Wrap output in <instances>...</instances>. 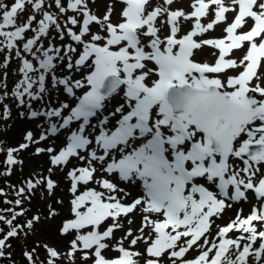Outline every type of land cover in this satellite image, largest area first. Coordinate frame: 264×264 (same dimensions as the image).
I'll return each instance as SVG.
<instances>
[{"label":"snow or ice","instance_id":"obj_1","mask_svg":"<svg viewBox=\"0 0 264 264\" xmlns=\"http://www.w3.org/2000/svg\"><path fill=\"white\" fill-rule=\"evenodd\" d=\"M177 2L106 0L98 15L97 0H0V119L16 110L40 128L0 147V175L33 146L51 165L4 201L16 207L0 209V259L42 220L18 222L25 199L40 191L53 199L45 218L60 215L55 169L70 193V264H264V0ZM221 24L223 38H204ZM205 48L213 62L197 59ZM240 202L249 215L216 225Z\"/></svg>","mask_w":264,"mask_h":264},{"label":"rangeland","instance_id":"obj_2","mask_svg":"<svg viewBox=\"0 0 264 264\" xmlns=\"http://www.w3.org/2000/svg\"><path fill=\"white\" fill-rule=\"evenodd\" d=\"M159 0H154V3H158ZM191 0H178L176 7L183 8L185 11H190ZM122 7V5L120 6ZM120 7L116 8V14L113 16L115 21L118 18V13ZM106 8V0H97V3L93 5V10L97 12L98 15H103ZM232 14H229V22L232 20ZM209 18L203 20L204 23H207ZM249 23H251L249 21ZM226 25L221 24L217 26L214 31L205 34L204 38H223L226 34L223 31V28ZM187 29V25L185 26ZM247 30V29H245ZM214 49L205 48L198 56L197 59L201 61L213 62L214 56L212 55ZM243 55L242 51H235V58H239ZM15 79L10 76V80ZM54 98L58 94H52ZM118 99V98H117ZM27 131H32L34 136L38 139L40 128L31 120L26 117H21L17 114L16 110L13 111L12 117L4 121L0 119V147H3L5 150L10 147H18L20 143L24 142V135ZM57 145V141L50 140L48 145H45L43 142L40 146H54ZM35 146L30 147L27 150H24L18 154V159L23 161V164H18L12 168V174L10 176L1 175L0 176V189H3L5 195L0 196V209L16 207L14 204H5V200L14 201L17 197L15 195L16 189L26 186V181L29 179H34L38 174L48 175L47 169L51 166L49 163L48 156L41 154L39 156L34 154ZM6 160V151L0 152V173L7 171V167L4 163ZM55 170V169H54ZM56 172L53 174V179ZM59 187L55 191V199H61L64 201V205H56L58 211L60 212L59 216L53 217L51 219H46L47 215V205L53 203V199L47 197L46 195L42 196L40 191H37L35 195L32 196L31 201L25 199L23 208L26 209L25 216L18 217V222L23 224L26 220L31 219L33 215L39 214L42 217L41 222L36 225L35 231L30 232L27 236H24L23 233L18 238L12 239L10 242L14 246L12 250L18 252L22 255L24 263L28 264L26 257L24 256L25 252L32 251L35 249L34 258L36 264H45L47 259L46 250L43 248L44 244H47L49 247L55 248L62 255L61 258L57 261V264H70V261L66 255L69 250L70 240L72 236H64L59 232L61 221L68 215L67 207L68 200L70 198V193L68 189V181L64 178V173L57 175ZM251 207L247 202L233 203L232 207L227 209L222 218L216 221V225L225 226L231 220L236 218V215L242 209V215L247 216L251 212ZM19 211V208H17ZM5 215L10 216V213H4ZM216 225L213 226L212 231L215 233ZM3 226V225H0ZM127 227V225H126ZM5 230H7L5 228ZM134 230V229H133ZM135 232V230H134ZM124 235L123 231L115 232V239L119 240ZM233 238L237 233L230 234ZM130 239V238H129ZM125 247H129L128 241H124ZM113 248L115 246V241L112 242ZM143 245H138L137 250L143 251ZM107 257L111 258L118 255L111 248L106 250L104 253ZM78 256L80 254H77ZM196 253L192 252L189 256H195ZM76 264H84L83 261L77 259ZM141 264H143V259H141ZM165 264L167 261L165 260Z\"/></svg>","mask_w":264,"mask_h":264},{"label":"trees","instance_id":"obj_3","mask_svg":"<svg viewBox=\"0 0 264 264\" xmlns=\"http://www.w3.org/2000/svg\"><path fill=\"white\" fill-rule=\"evenodd\" d=\"M13 247L14 246L12 245L11 249H9V251L11 252V259H7V258L0 259V264H26L24 263V259L22 255L12 250Z\"/></svg>","mask_w":264,"mask_h":264},{"label":"bare ground","instance_id":"obj_4","mask_svg":"<svg viewBox=\"0 0 264 264\" xmlns=\"http://www.w3.org/2000/svg\"><path fill=\"white\" fill-rule=\"evenodd\" d=\"M59 143H60V142L57 141V144H59ZM54 172H56V173H55L56 175L54 176V179H58V178H57V175L61 174V172L56 171V170H54ZM135 194H136V193H133V195H135ZM138 225H139V218L136 217V218H135V223L132 225L133 229L136 230V228L138 227Z\"/></svg>","mask_w":264,"mask_h":264}]
</instances>
